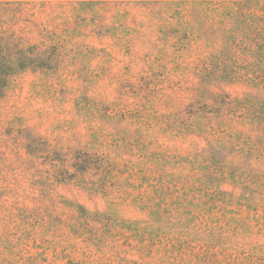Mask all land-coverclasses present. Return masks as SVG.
I'll use <instances>...</instances> for the list:
<instances>
[{
  "label": "rangeland",
  "instance_id": "obj_1",
  "mask_svg": "<svg viewBox=\"0 0 264 264\" xmlns=\"http://www.w3.org/2000/svg\"><path fill=\"white\" fill-rule=\"evenodd\" d=\"M205 1L0 0V264H264V87L204 82Z\"/></svg>",
  "mask_w": 264,
  "mask_h": 264
},
{
  "label": "trees",
  "instance_id": "obj_2",
  "mask_svg": "<svg viewBox=\"0 0 264 264\" xmlns=\"http://www.w3.org/2000/svg\"><path fill=\"white\" fill-rule=\"evenodd\" d=\"M224 26L218 37L221 52L210 56L209 69L202 70L204 81L217 86L246 84L264 87V0L205 1ZM27 53L13 40L0 36V84L15 65L27 68ZM14 69V68H13ZM12 69V70H13Z\"/></svg>",
  "mask_w": 264,
  "mask_h": 264
}]
</instances>
